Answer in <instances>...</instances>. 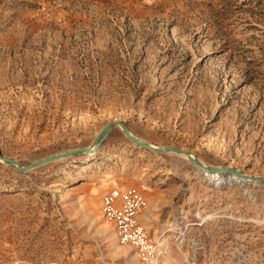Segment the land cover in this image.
I'll return each mask as SVG.
<instances>
[{
  "label": "rangeland",
  "instance_id": "1",
  "mask_svg": "<svg viewBox=\"0 0 264 264\" xmlns=\"http://www.w3.org/2000/svg\"><path fill=\"white\" fill-rule=\"evenodd\" d=\"M114 120L264 178V0H0V154L28 165ZM196 166L119 127L91 155L0 161V264H264V185ZM131 187L155 259L102 216Z\"/></svg>",
  "mask_w": 264,
  "mask_h": 264
},
{
  "label": "built area",
  "instance_id": "2",
  "mask_svg": "<svg viewBox=\"0 0 264 264\" xmlns=\"http://www.w3.org/2000/svg\"><path fill=\"white\" fill-rule=\"evenodd\" d=\"M145 207L144 196L135 188H112L103 193L101 213L115 231L117 241L134 246L144 259L157 257V245L147 236L139 221Z\"/></svg>",
  "mask_w": 264,
  "mask_h": 264
},
{
  "label": "water",
  "instance_id": "3",
  "mask_svg": "<svg viewBox=\"0 0 264 264\" xmlns=\"http://www.w3.org/2000/svg\"><path fill=\"white\" fill-rule=\"evenodd\" d=\"M115 127H119L121 132L125 135V137L132 142L133 144H136L138 146L144 147L152 152H157V153H162V152H173L177 154H183L185 155L191 162L199 166L202 170L208 173H214V172H220V173H234L236 176H238V179H242L245 181H253L255 179H258L260 181V184L262 183L264 185V178L256 175H250V174H245L241 170L231 167V166H224V167H217V166H207L203 164L196 156L195 154H192L189 150L174 147V146H169V145H164V146H156L153 145L145 140H142L135 135H133L128 127L121 121L119 120H114L106 125H104L99 133L97 134L94 142L90 146L86 147H80V148H74V149H69L66 151L58 152V153H53L50 155H47L45 157H42L40 159H37L33 162H31L28 165H22L18 161L5 157L0 154V160L4 162L5 164L16 168L17 170L21 172H28L32 169H35L39 166H42L44 164L50 163L52 161L62 159V158H68L71 156L75 155H80V154H88L91 155L93 154L100 146L104 138L107 136V134Z\"/></svg>",
  "mask_w": 264,
  "mask_h": 264
},
{
  "label": "bare ground",
  "instance_id": "4",
  "mask_svg": "<svg viewBox=\"0 0 264 264\" xmlns=\"http://www.w3.org/2000/svg\"><path fill=\"white\" fill-rule=\"evenodd\" d=\"M181 155L184 156L183 154H181ZM74 165H76V164H74ZM196 168H197V170H199L200 172H202L208 179H211V180H220V179H223L224 178V174L225 173H220V172L208 173V172H205L204 170H202L199 166H196ZM226 174L228 176V179L238 178V176H236V174H234V173H226ZM253 182L254 183H260V181L258 179L253 180Z\"/></svg>",
  "mask_w": 264,
  "mask_h": 264
}]
</instances>
